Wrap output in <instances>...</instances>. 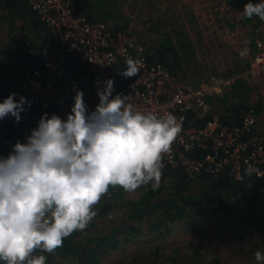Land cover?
Masks as SVG:
<instances>
[{"label": "built area", "instance_id": "obj_1", "mask_svg": "<svg viewBox=\"0 0 264 264\" xmlns=\"http://www.w3.org/2000/svg\"><path fill=\"white\" fill-rule=\"evenodd\" d=\"M22 1L55 34L58 44L20 83L15 100L23 96L30 102L20 113V121L11 115L0 120V156L7 157L18 140L25 143L44 113L66 120L77 90L83 92L88 112L94 111L99 103L95 82L100 81L102 89L103 81L111 78L113 96H126L134 110L182 118L181 131L163 156V169H180L190 180L205 177L213 181L225 174L233 184L243 183L247 176H264V132L258 120L264 114V102L253 98L264 97V31L254 18L245 24L249 40V55L242 60L245 69L212 72L195 80L176 76L156 58L149 59L152 36L138 20L115 29L112 24L87 19L73 0ZM231 24L230 20L226 24L227 34H234ZM128 57L142 64L138 75L126 78L120 72L126 70ZM239 80L250 87L245 109L238 123L222 122L213 114V102ZM195 152L202 156L192 157ZM249 166L251 175L246 174ZM258 190L264 196V187Z\"/></svg>", "mask_w": 264, "mask_h": 264}, {"label": "clouds", "instance_id": "obj_2", "mask_svg": "<svg viewBox=\"0 0 264 264\" xmlns=\"http://www.w3.org/2000/svg\"><path fill=\"white\" fill-rule=\"evenodd\" d=\"M244 15L264 20V0L245 4ZM124 77L138 75L142 61L128 57ZM99 103L88 112L77 90L67 119L44 113L25 143L19 140L0 156V261L45 264V255L64 239L85 230L97 215L94 206L117 186L126 192L159 187L163 156L178 137L182 118L138 111L127 97L113 96L114 81H100ZM15 93L0 102V120L16 122L30 102ZM252 174V167L246 169ZM258 264L264 253L255 252Z\"/></svg>", "mask_w": 264, "mask_h": 264}, {"label": "trees", "instance_id": "obj_3", "mask_svg": "<svg viewBox=\"0 0 264 264\" xmlns=\"http://www.w3.org/2000/svg\"><path fill=\"white\" fill-rule=\"evenodd\" d=\"M248 1L243 0L240 8L243 6L244 9ZM258 2L260 0H252V3ZM73 4L81 9L87 19L112 24L115 29L125 28L135 20L134 9L124 8L122 0H73ZM0 10L10 14L1 15V19H7L9 24L13 25L18 19L25 20L24 26L11 29L13 32H27L21 37L22 40L16 39V35L13 36V43L0 50V99L3 101L10 94L17 92L24 76L39 67L43 58L56 48L58 41L57 37L51 36L48 29L41 25L24 1L0 0ZM252 18L257 26L261 25L259 17ZM251 19L245 16L243 24H250ZM140 23L147 27V32L154 38L148 48L151 53L148 55L149 59L156 58L176 76L186 75L187 71L201 75V66L197 65L196 59L199 41L197 44L193 42L190 30L185 31L182 23L170 22L167 19L145 20ZM10 60L14 61L16 66H8ZM239 62V69L236 68L234 72L245 69L246 65L241 59ZM249 94L248 84L243 80L237 81L229 92L216 99L223 106L222 115H218L219 119L227 123H230L231 119L233 123H238ZM191 156L201 157L202 154L195 152ZM166 178L170 180V188L164 183ZM196 180V188H191V180L180 169L164 168L159 187L147 189L137 199L125 197L126 191L119 186L110 187L107 194L109 198L97 204V215L85 230L76 231L65 238L63 247L58 248L54 254L38 251L36 255H45V264H53L57 259L76 261L79 264H97V251L115 247L118 237L122 235L126 238H136L144 229L167 230L172 224L204 215L223 216L234 224H238L239 219L242 223L252 222V214L247 211L246 203L253 198L252 192L257 193L259 188L264 187V176L260 179L247 176L241 184L230 183L225 174L219 175L213 181L205 177ZM109 200H112L113 204L108 202ZM114 209L125 210L126 219L123 223L112 227L107 236H87L91 235L90 232L94 229V220L105 217ZM82 240L85 241L84 244L81 243ZM135 261L136 259L132 260L131 264H137ZM0 264L4 262L0 261Z\"/></svg>", "mask_w": 264, "mask_h": 264}, {"label": "rangeland", "instance_id": "obj_4", "mask_svg": "<svg viewBox=\"0 0 264 264\" xmlns=\"http://www.w3.org/2000/svg\"><path fill=\"white\" fill-rule=\"evenodd\" d=\"M122 1L124 8L129 9L131 7V9H134L135 20H138L139 23L146 20L138 12V2L140 0ZM151 2L153 5L151 20L178 21L179 24L184 25L185 31L190 30L195 44L199 41L196 59L198 60L197 65L201 66V75H195L187 71L186 75L180 74V77L189 76L196 80L204 79L212 75V72L224 71L230 73V70L226 68H231L234 58L244 60L245 57H248V53L240 52L241 47L235 45L238 28H243L247 38L248 35L243 24L244 19L235 17L231 13L234 12L231 6L225 5L226 9L223 11L222 7L220 8L217 5L205 9L196 5H187L188 2L184 4V0H151ZM241 9L243 11V6ZM164 13L168 17L164 16ZM226 13L227 15H225ZM2 14L8 13H3L0 10V50H3L4 46H10L13 43V36L16 35V39L20 40L21 37L27 34L23 30L17 32L11 30L24 26L25 20H15L12 25L9 24L7 19H1ZM7 16H10V14ZM179 17L183 19H179ZM179 20H183L185 23ZM229 20L232 22L230 31L234 34H227L225 31L226 29L229 30V28H226ZM149 23L151 22L149 21ZM41 25L44 26L42 23ZM140 25L147 31V27H144L141 23ZM262 25L264 31V22ZM47 31L51 36H55L49 29ZM153 39V37L150 39L148 47L154 41ZM205 45L209 47L202 50ZM210 46H218L217 51L211 49ZM9 65L16 66V63L10 60ZM253 98L262 101L261 94L254 95ZM0 102L3 101L0 99ZM222 108L223 106L217 101L213 102L214 115H222ZM169 181L168 178L164 179V183L168 188L171 187ZM196 181V179L190 181L191 188H196L198 183ZM149 188H152L151 185L138 188L135 192H126L124 195L127 198L137 199ZM165 193H167V190H165ZM252 194L253 198L246 203L247 211L252 214L251 223H242L239 219V223L234 224L223 216L204 215L172 224L167 230L144 229L143 233L136 238H126L122 235L118 237V244L115 247L106 248L102 252L97 251V264H131L132 260L135 259L137 264H258L254 255L255 252L259 250L264 253V196L259 190L257 193L252 192ZM107 198L109 197L106 194L100 202L106 201ZM108 202L113 204L112 200ZM96 206H94L95 211H97ZM125 219L124 209H114L105 217L95 219L94 229L91 230V235L87 234V236L94 238L107 236L112 227L121 225ZM142 224L145 225V223ZM83 237L86 238V236ZM84 242V240L81 241L83 244ZM53 264L79 263L57 259Z\"/></svg>", "mask_w": 264, "mask_h": 264}, {"label": "crops", "instance_id": "obj_5", "mask_svg": "<svg viewBox=\"0 0 264 264\" xmlns=\"http://www.w3.org/2000/svg\"><path fill=\"white\" fill-rule=\"evenodd\" d=\"M242 1L243 0H184V4H186V2H188L187 5H189V4L192 6L196 5L198 7L205 8V9H208V8L212 7L213 5H217L220 8L222 7L223 11L226 9L225 5H229L232 7V9L234 11L231 13H233V15L235 17H240V18L244 19V21H245V15H244L242 9L240 8V3ZM138 5H139V7H138L139 14L142 15L146 20H151V16L153 14V13H151V11L153 9V5H152L151 0H140V2H138ZM166 5L169 7V5L167 3H166ZM240 9L242 12L240 11ZM225 15H227V13ZM164 16H167V14L164 13ZM179 19H183V18L179 17ZM179 21L182 22L183 20H179ZM263 22H264V20H261V28H263V25H262ZM183 23H185V22L183 21ZM235 39H237V42L235 43V45L238 46L239 48L241 47V49L239 51L243 52L244 54L249 53V51H248L249 40L246 37V35L243 31V28H238V31H236ZM208 47H209L208 45H205L204 48H202V50L203 49L205 50ZM210 47H211V49H214L215 51H217L216 49L218 46H215V47L210 46ZM202 53H204V52H202ZM237 53H238V51H237ZM238 60L240 61L239 58H238ZM238 60L236 58H234V61H233L234 63L231 66V68H233V69H231L229 67L226 69L231 70V71H235L236 68L239 69L240 62ZM261 100L264 102L263 96H262ZM258 120H259L260 126L262 125V130L264 132V114H260L258 117Z\"/></svg>", "mask_w": 264, "mask_h": 264}]
</instances>
